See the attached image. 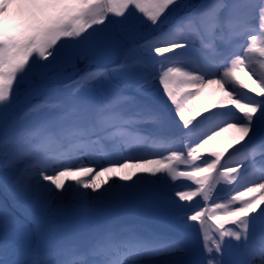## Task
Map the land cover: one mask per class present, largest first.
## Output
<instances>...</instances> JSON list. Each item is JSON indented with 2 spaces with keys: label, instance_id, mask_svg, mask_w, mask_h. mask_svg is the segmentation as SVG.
<instances>
[{
  "label": "snow or ice",
  "instance_id": "obj_1",
  "mask_svg": "<svg viewBox=\"0 0 264 264\" xmlns=\"http://www.w3.org/2000/svg\"><path fill=\"white\" fill-rule=\"evenodd\" d=\"M31 3L34 34L0 44V125L7 135L26 121L27 134L59 139L65 115L74 112L75 147L85 158L102 141L112 150L107 163L94 166L57 168L56 157L24 171L11 161L0 166V187L11 199L0 201V264H53V249L39 243L31 261L19 258L18 213L38 221L62 211L65 201L82 210L133 201L146 210L149 223L113 238L136 257L116 264L179 260L194 233L204 264H264V136L254 139L264 108V0ZM169 21L167 31L145 38V27ZM33 77L25 100H42L17 112L20 85ZM94 88L106 96L103 103L89 98ZM149 123L156 129L145 133ZM225 133L230 142L214 146ZM144 136L172 146L151 156L123 154L122 146Z\"/></svg>",
  "mask_w": 264,
  "mask_h": 264
},
{
  "label": "rangeland",
  "instance_id": "obj_2",
  "mask_svg": "<svg viewBox=\"0 0 264 264\" xmlns=\"http://www.w3.org/2000/svg\"><path fill=\"white\" fill-rule=\"evenodd\" d=\"M165 31L167 30H160L155 35ZM103 91L110 93L107 88L103 89ZM88 96L96 103H103L106 99V96L101 95L99 88H94L88 93ZM160 107L163 111H168L162 105ZM259 115L260 119L254 129V139L264 136V108H261ZM75 118L76 114L74 112H69L65 115L66 132L59 139H46L39 134H27L25 131L27 122L24 121L22 125L18 126L17 135L14 138L0 142V166L11 161L14 167L24 171L29 164L45 157H56L58 162L54 167L57 168L65 164L86 163L89 166H94L96 163H107L105 157L112 150L111 141H102L100 144L90 146L91 160L85 158L86 153L83 149L75 147L78 143V136L74 134V129L72 128ZM172 119L174 117H170V122ZM172 127L176 128L174 124ZM143 128L144 132L147 133L154 131L156 125L149 123L144 125ZM119 134V132L116 133V135ZM231 136L232 133H225L214 142V146L222 147L226 145L230 142ZM225 137L229 139L228 142H226ZM171 146V144L155 143L151 137L144 136L143 139L138 140L131 147L122 146V152L124 155L151 156L153 153L163 152L167 147ZM233 150L230 149L229 151ZM204 158L208 159L209 157L205 156ZM70 183H75V181ZM111 183H113V180L109 181V184ZM107 186L105 185L104 187ZM101 191H103V188ZM0 192L5 197L4 199L0 195V201H6L11 205L10 198L6 196L2 187H0ZM92 195L95 196L97 193L93 192ZM64 205L63 210L56 215L44 217L41 221H46V223L42 227H40V223L37 228L31 225L24 215L18 213L22 222L20 227L21 247L18 249L20 259L26 262L31 261L38 243L43 248L53 249V255L50 257L53 264H59V262L65 260L76 261L77 264H85V262H95L100 259L116 264V262L136 259V257L130 255L127 247L114 243L113 238L120 239L126 236L127 233L123 231L124 228L139 223H149V217L145 209L133 201L113 207H96L87 210H82L75 203L71 205L68 201H65ZM261 211L264 212V208ZM93 230L94 233L91 234ZM108 233H111L112 237H108ZM101 235L106 238L101 239ZM85 236H90L89 240L92 242L86 243ZM137 237L143 241L151 239L147 233H137ZM90 243L92 247L89 246ZM187 244L188 254L181 259L177 260L174 256H163L155 264H204L203 248L198 234H192ZM141 264H151V262L142 261Z\"/></svg>",
  "mask_w": 264,
  "mask_h": 264
},
{
  "label": "clouds",
  "instance_id": "obj_3",
  "mask_svg": "<svg viewBox=\"0 0 264 264\" xmlns=\"http://www.w3.org/2000/svg\"><path fill=\"white\" fill-rule=\"evenodd\" d=\"M32 7L31 0H0V44L11 38L27 40L34 34Z\"/></svg>",
  "mask_w": 264,
  "mask_h": 264
},
{
  "label": "trees",
  "instance_id": "obj_4",
  "mask_svg": "<svg viewBox=\"0 0 264 264\" xmlns=\"http://www.w3.org/2000/svg\"><path fill=\"white\" fill-rule=\"evenodd\" d=\"M189 2L192 4H199V3L204 2V0H189ZM170 23H171V21H169V23H162L159 28H152L150 30H149V28L145 27L144 28L145 38H147V36L154 35L155 33H157L160 30H168ZM36 79H37L36 77H33L29 82H26V83L20 85L19 95L17 97V99H18L17 112L23 111L26 108L28 103L38 104L41 102L42 97H39V96H30V97H28L27 101L25 100L26 94L30 92L31 85L36 82ZM55 110L59 111L58 109H53V111H55ZM23 123H24V121H17L14 125L15 130H13V127H10L7 135L4 132L3 125H0V142L3 140H6V139L11 140L12 138H14L17 135L16 131L18 129V126L22 125ZM12 124H13V121L10 120V125H12ZM0 195H2L1 192H0ZM2 197L5 199V197L3 195H2ZM10 203H11V199H10ZM22 215H24V214H22ZM24 216L28 219V221L31 225L35 226V228L39 227L40 223H41L40 227H42V225L46 223V221H41L44 217L40 218L37 221V220H33V218L30 215H24Z\"/></svg>",
  "mask_w": 264,
  "mask_h": 264
},
{
  "label": "bare ground",
  "instance_id": "obj_5",
  "mask_svg": "<svg viewBox=\"0 0 264 264\" xmlns=\"http://www.w3.org/2000/svg\"><path fill=\"white\" fill-rule=\"evenodd\" d=\"M225 140H226V142H228L229 141V139L227 138L226 139V137H225ZM71 181H69L68 183H70ZM66 186H67V184H66ZM121 261H122V258H121Z\"/></svg>",
  "mask_w": 264,
  "mask_h": 264
}]
</instances>
